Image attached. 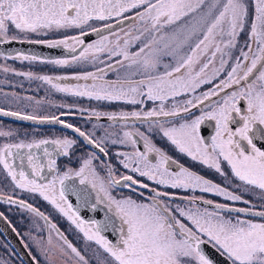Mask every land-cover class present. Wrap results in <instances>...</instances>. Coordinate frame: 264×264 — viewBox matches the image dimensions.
<instances>
[{
  "label": "snow or ice",
  "instance_id": "6c2138e0",
  "mask_svg": "<svg viewBox=\"0 0 264 264\" xmlns=\"http://www.w3.org/2000/svg\"><path fill=\"white\" fill-rule=\"evenodd\" d=\"M50 34L59 38H34ZM90 36L96 39L89 41ZM12 42L63 48L69 57L17 53L14 58L63 69L75 66L74 74H16L39 80L55 93L96 101L98 106L58 105L68 111L51 116L0 108V115L59 124L105 157L109 141L133 149L114 154L126 170L117 179L116 167L95 152L83 159L78 170L60 173L56 157H70L77 143L68 136L0 146V169L14 189L38 194L94 242L99 249L94 252L95 264H216L204 251L206 244L225 264H264V203L245 199V194L259 190L264 201V144L257 143L264 141V0H0V44ZM147 101L156 107L99 110L101 103L141 106ZM73 109L109 124H94L84 131L61 119L72 115ZM130 121L148 127L145 131L113 127ZM205 121H215L209 137L201 134ZM236 123L238 127H230ZM16 135L12 129L0 128V138ZM154 135L214 171L223 183L168 155L154 143ZM139 141L143 151L137 147ZM94 161H99L106 178ZM45 172L55 175L47 180ZM73 178L96 190L91 208L105 206L103 221L82 219L69 202L67 194L72 192L88 204L86 188L66 184ZM118 185L134 195L117 198L111 189ZM172 190L189 194L178 196ZM197 192L222 197L225 203ZM7 199L56 231L63 241L61 255L75 264H89L42 212L24 200ZM238 203L244 206H235ZM108 231L117 234L115 241L104 234Z\"/></svg>",
  "mask_w": 264,
  "mask_h": 264
},
{
  "label": "flooded vegetation",
  "instance_id": "af4514ba",
  "mask_svg": "<svg viewBox=\"0 0 264 264\" xmlns=\"http://www.w3.org/2000/svg\"><path fill=\"white\" fill-rule=\"evenodd\" d=\"M90 103H92L93 105L92 108H96L98 106V102L96 101H90ZM153 107H156V103H153L151 101H147L145 105H141V106H132V105H123V104L109 105V104H103V103L99 104V110L105 111V112H113V111L118 112L121 110L128 111V112H131L134 110L148 111V110H151ZM67 111L68 110L63 111V112H67ZM60 113L56 115H59ZM197 114H199L198 111H197ZM46 116H51V115H46ZM61 119H64L66 122H69L76 126L81 127V129L84 131L92 130V127L94 124H102L104 126H108L109 124V122L106 119L96 121L95 118L90 119L88 113H84L82 115L79 111H76V110H73L72 115L62 116ZM161 121L163 122V118H161ZM133 126L136 128H139L141 131H145L148 127L147 123H144L141 121H130L127 124V126H125L122 122L113 125V127L117 130L119 129L134 130ZM238 126H239L238 123L230 125V127H232L233 129H235V127H238ZM13 127H18V129L23 132H30L31 133L30 136H32L31 140L32 139H45V138L54 139L56 137H64V136H68L69 138L76 139L77 143L74 146V149L72 150L70 157H64V156L56 157L57 167L60 173H63L64 171L68 169L78 170L81 167L83 159L87 158L89 154L95 152L100 157V160L110 161L116 167L117 169L116 178L117 179H119L120 174H126V170H124L122 166H120L117 163V160L114 154L117 151L131 152L133 150L131 145H121V144L112 145L111 142L109 141L108 143L109 155L105 157L103 154L99 153V151L95 149L92 145L88 144L87 141L83 140V138L77 137L74 133H72L71 130L65 129L59 124L30 125V124L14 123ZM214 130H215V121H205V123L201 126V134L205 137H209L210 135L214 134ZM101 134H102L101 132L99 131L97 132L98 136ZM153 141L158 147L164 150L168 155L172 156L174 159L178 160L180 163H183L190 170L195 171L198 174L204 175L207 179H210L215 183H223L222 178L218 174H216L214 171L208 170L206 167L200 165L198 162L192 161L191 158L177 153L173 149V147L166 141V139L160 137L159 135H154ZM18 142H13V143H18ZM25 142H29V141H25ZM257 143L258 145L264 144V141H257ZM137 147L140 148L141 151H143V142L139 141L137 144ZM93 165L97 168V171L100 172V175L106 178V175H107L106 171L102 170V167L99 161H94ZM17 166H19V161H17ZM53 175H55V173L45 172V177L47 180L52 179ZM5 180H6L5 183L9 184L11 190L9 192H5L3 190L0 191V197H4V198H0V213L8 220V222L13 227V229L15 230L18 236H19V231L16 228L17 225L12 224L10 222V219L4 213V211L7 210L8 208H17L37 218L40 221V223H42L43 225V231H44V235L46 236V238L49 236V234H54L56 237H58L56 234V231L51 230L44 219H42L39 216L34 215L31 211L21 208L18 204L9 203L7 199L8 197H11L12 200H16V201L24 200L26 203H30L34 208L38 209L45 216H47L48 220L52 224H55L57 226V229H59V231L63 233V235L67 238L69 242L71 243L75 241L90 242L84 238L83 233H81L78 229H76V227L72 225L67 220L66 217H64L62 214L56 211L50 203L43 200V198L40 197L38 194H30L20 189H14V186L12 185L10 178L5 177ZM42 182H46V181H42ZM148 183H151V182H148ZM66 184L68 185L75 184L77 185L78 188L87 189V199H88L87 205H85L82 201L78 200V197L72 192H68L67 194V198L69 202L72 203L73 207L78 210V213L82 219L86 221L88 220L103 221L104 220L105 215L107 214V210L103 204H97L95 211H93V209L91 208V204L96 203V196H97L96 190H93L90 186H87V185L85 186L79 185L78 178H73L72 180L66 181ZM111 191H112V194L116 196L117 198H120L122 196L132 195V192L130 191V189L123 187V185H118L114 189H111ZM172 191L176 192L178 196H184V195L189 194V193H185L183 190H172ZM256 193H259V190H257ZM195 194L203 195L206 199H212L214 200V202L225 203L222 197H216V196H213L212 194H203L199 192ZM100 195H103V193H100ZM245 199H250L252 200V202L255 201V199L249 194H245ZM179 202L180 201L177 200V203ZM256 203H258V201H256ZM235 206L243 207L244 205L238 203ZM104 234L107 236L108 239L115 241L117 234L114 231H108ZM21 241L23 242V240Z\"/></svg>",
  "mask_w": 264,
  "mask_h": 264
},
{
  "label": "rangeland",
  "instance_id": "374dc122",
  "mask_svg": "<svg viewBox=\"0 0 264 264\" xmlns=\"http://www.w3.org/2000/svg\"><path fill=\"white\" fill-rule=\"evenodd\" d=\"M34 38L54 39L59 37L50 34L46 37ZM14 57L16 55L0 56V108L25 114L56 115L68 110L67 108L58 107V105L75 104L77 108L83 107L86 109L93 107L92 103L86 98L81 99L66 96L62 93H55L50 90V86L39 80L29 79L27 76L16 74L31 72L34 75H72L77 71L75 66L63 69L39 61H24ZM4 68H7L8 71L5 72ZM88 70H91V68ZM206 88L207 86H205V90ZM36 101L41 103L37 104ZM14 123L16 122L0 119V128L12 129L18 133L12 138H0V146L4 143L31 140V133L23 132L18 127H13ZM5 177L6 175L0 169V191L9 192L11 188L8 183H5ZM132 195L134 194L132 193ZM260 195V192H255L251 195L255 199L253 203L257 205L264 203V201L259 199ZM134 198L138 197L134 196ZM4 213L12 224L17 225L16 228L19 231L21 240H23V244L37 264H75L74 260H69L67 256L61 255L60 250L63 246L61 239L54 234H49L51 237V243H49V236L46 238L43 225L37 218L17 208H8ZM72 244L88 260L89 264H95L94 252L99 251L95 243L75 241ZM0 261L3 264H22L1 234Z\"/></svg>",
  "mask_w": 264,
  "mask_h": 264
},
{
  "label": "water",
  "instance_id": "95a60500",
  "mask_svg": "<svg viewBox=\"0 0 264 264\" xmlns=\"http://www.w3.org/2000/svg\"><path fill=\"white\" fill-rule=\"evenodd\" d=\"M87 39L91 41L93 39H96V37L90 36ZM0 53L5 54L1 56H12L17 55V53H24L44 58H63L70 56V54L66 52L63 48H48L41 44H32L28 42H12L0 44ZM71 83L75 82L71 81ZM0 119L30 125H50L47 123L38 124L33 121L20 120L12 116L4 115H0ZM0 234L8 243L10 248L18 257V259L22 262V264H37L29 253V251L27 250V248L25 247V245L23 244V242L21 241V239L19 238V236L17 235V233L15 232V230L13 229V227L3 215H0ZM204 251L212 260L216 262V264H225L224 259L220 257V255L215 251V249L212 248L211 245H204Z\"/></svg>",
  "mask_w": 264,
  "mask_h": 264
}]
</instances>
